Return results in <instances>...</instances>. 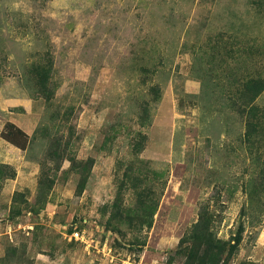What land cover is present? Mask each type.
<instances>
[{
  "label": "rangeland",
  "instance_id": "obj_1",
  "mask_svg": "<svg viewBox=\"0 0 264 264\" xmlns=\"http://www.w3.org/2000/svg\"><path fill=\"white\" fill-rule=\"evenodd\" d=\"M252 80L264 0H0V133L28 136L0 137V264H188L201 213L220 264H264Z\"/></svg>",
  "mask_w": 264,
  "mask_h": 264
},
{
  "label": "trees",
  "instance_id": "obj_2",
  "mask_svg": "<svg viewBox=\"0 0 264 264\" xmlns=\"http://www.w3.org/2000/svg\"><path fill=\"white\" fill-rule=\"evenodd\" d=\"M43 78L44 80L47 79L46 76ZM245 88L251 93L252 98H256L264 90V82L252 80L246 84ZM252 110H249L247 117L250 118ZM247 123L248 126L254 124L250 121ZM252 129L254 132L257 130V123L253 125ZM0 137L21 151L27 148V134L13 123H5ZM208 227V219L204 217V213H201L199 214L198 221L193 225L190 234L180 240L179 254L186 259L185 261L188 264H220L222 261V255L226 251V243L213 238L208 232ZM72 231L74 230L70 229L69 233ZM238 244L239 239L234 238V243L229 246L228 252L232 253Z\"/></svg>",
  "mask_w": 264,
  "mask_h": 264
},
{
  "label": "built area",
  "instance_id": "obj_3",
  "mask_svg": "<svg viewBox=\"0 0 264 264\" xmlns=\"http://www.w3.org/2000/svg\"><path fill=\"white\" fill-rule=\"evenodd\" d=\"M65 237H67L68 239H73L75 241H78L80 243H83L85 246H90V242H93V240L91 238H86V236H84V234L82 232H79L77 230H74L73 232L66 234L65 233Z\"/></svg>",
  "mask_w": 264,
  "mask_h": 264
},
{
  "label": "crops",
  "instance_id": "obj_4",
  "mask_svg": "<svg viewBox=\"0 0 264 264\" xmlns=\"http://www.w3.org/2000/svg\"><path fill=\"white\" fill-rule=\"evenodd\" d=\"M6 142V141H5Z\"/></svg>",
  "mask_w": 264,
  "mask_h": 264
}]
</instances>
